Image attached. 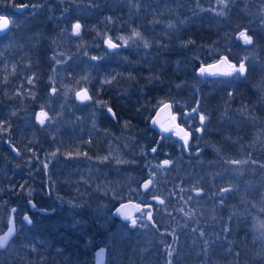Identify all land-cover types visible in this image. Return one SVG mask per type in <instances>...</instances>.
Masks as SVG:
<instances>
[{
    "label": "trees",
    "instance_id": "1",
    "mask_svg": "<svg viewBox=\"0 0 264 264\" xmlns=\"http://www.w3.org/2000/svg\"><path fill=\"white\" fill-rule=\"evenodd\" d=\"M20 3L28 7L13 12L11 6ZM1 13L12 21L8 34L12 47L6 54L12 58L15 53L33 51L31 62L39 64L34 67L38 77L29 84L32 89H13L8 81L3 82L4 88L0 83V104L14 106L26 101L36 105L49 82L58 89L61 79L66 84L86 86L93 101L111 105L115 121L123 123L115 127L108 119L103 126L86 121L91 145L76 152L97 169L110 168L112 165L99 160L113 154V143L122 140L120 135L129 137L128 146L124 145L127 158L121 166H127L131 184L124 198L150 206L151 222L145 219L147 209L138 221L146 223L144 229L138 225L123 231L125 226L121 228L110 216L109 225L103 226L100 218L91 220L93 205L63 202L38 174L20 169L16 175L10 155L6 152L5 158L0 152V190L17 189L20 196L46 209L36 231L44 227L51 230L50 253L67 254L69 259L53 263L90 264L88 253L97 244H107V252L115 251V257L135 259L141 252V256L148 255L151 264H264V0H234L226 9L219 0H0ZM76 20L82 25L79 37L70 34V24ZM169 24L174 27L169 28ZM239 29L247 30L253 44L245 45L234 37ZM134 30L143 40L115 52L103 50L104 37L120 43L118 37H131ZM35 35L37 42L31 47L29 39ZM145 40L148 48L143 47ZM189 41L187 47L181 46ZM47 43L53 46L48 48ZM58 56L63 59L60 63L53 59ZM93 56L103 59L94 61ZM221 56L237 65L249 57L246 75L200 78L195 74L198 65ZM15 63L17 70L23 67L19 60ZM53 63L59 67L56 77L48 72ZM7 64L4 69L10 68ZM106 79L110 83H105ZM166 100L172 102L177 122L189 134L186 147L172 135L160 136L148 125L156 106ZM197 101L200 111L194 117L184 116L197 107ZM11 113L5 123L1 121L2 143V139L15 144L16 138L27 139L31 129L32 136L37 133L38 125ZM200 114L208 117L203 129ZM66 117L77 120L89 116L82 112ZM162 160L171 163L162 167ZM80 177L84 175L80 173ZM149 179L152 184L145 190L142 187ZM228 187L233 190L220 193ZM116 203L112 200L107 205L108 212ZM10 205L19 207L22 203ZM115 223L120 231L115 233L116 240L107 243L110 232L116 230ZM153 233L158 239H152ZM35 237L28 238V247ZM191 238H195L194 243ZM85 239L95 241L87 246L90 251L81 244ZM44 243L43 238L34 249L45 252ZM152 243L156 257H151L154 253L147 248ZM114 262L110 264L126 261Z\"/></svg>",
    "mask_w": 264,
    "mask_h": 264
},
{
    "label": "rangeland",
    "instance_id": "2",
    "mask_svg": "<svg viewBox=\"0 0 264 264\" xmlns=\"http://www.w3.org/2000/svg\"><path fill=\"white\" fill-rule=\"evenodd\" d=\"M110 2H111V0H110ZM71 27H72V24L70 25V33H71ZM29 42H30L29 45L32 47L37 42L36 35L35 36H30ZM52 46H53L52 44L47 43V47L48 48H51ZM28 50L31 51L32 49L28 46ZM24 58H25V61H26L25 65H26V67L28 69L29 79H32L33 81H35V79L38 77L37 73H36V69L33 68L30 65V62L34 58L33 51H32V53L31 52H27L26 54H24ZM11 62L13 63V65L15 67V59L13 57L11 58ZM27 63H28L29 66L27 65ZM35 64L36 65L39 64V61H36ZM5 81H6L5 78L1 79L2 83L5 82ZM17 84L13 85V89L15 87L19 86ZM50 86H51V84H50ZM61 86H62L63 89L62 88L60 89V86L58 87V89H60L61 91H66L70 95H72L74 93V91L77 89L76 85H73V86H75V87H73L71 85H67L66 82L64 84H61ZM48 90H49V88H47L46 94L45 95H41L40 99H39V101L44 102L41 105V108H40V110L42 112H44V113H47L46 112L47 105L45 104L46 101H49V100H54V101H57V102L59 100L61 101V99H59V94L58 93L55 94V95H52L51 93H49ZM30 93H32V91H30ZM90 108L92 110L95 107L91 106ZM47 116L49 117L48 114H47ZM174 116H176V115L174 114ZM49 118H51V119L46 120L45 124L43 125L44 129H46V126L53 119L52 117H49ZM73 124L74 123H72L68 128H71L73 130V128L75 126ZM163 126H164V128L168 129V131L171 134H174V126H172V124H171V122L169 120L165 121L163 123ZM185 132H186V130H185ZM118 135H120V134H118ZM120 136H121L122 140H120V141L117 140L116 141L117 143L116 142L113 143L114 146L112 147V153L114 154V157H112V159H110V160H111V162H114V163L117 162L119 164H122L125 161V158H127V156L125 154L124 145L128 146L127 144H128L130 139L127 136H123V135H120ZM59 139H60V141H63L65 144L69 143L72 149H74L75 151H78V147L75 144V141H74V139L71 136H67L66 137L65 135L61 134L59 136ZM113 140H115V138H113ZM47 147H48V145H47ZM113 154L112 155L110 154L108 156H104L101 160H99V161L105 160L106 164L109 163V165H112V167H110V168H107V166H105L103 168H100V169H97L95 166L74 167V168L69 167V166H65V167H62L65 170V173H66V176H67L65 182L61 183L60 181H58L57 178H54L53 181H52V189L54 191V194L56 196H58L60 199L66 200L67 202L68 201L77 202V200L80 198L81 194L84 191H86L87 187H92V189L98 194H100V192H101L100 201L103 204H101L100 208L96 209V213H98V215H99L98 218H100V220L102 222H104L103 226L109 225L107 223H109V221H110V218L108 219L109 212H108V209H107V205L112 200L117 202V201H119V198L124 197L125 195H122V193H124L123 190H129V186L131 184V179H130V176H129V172L126 169H124L122 167L120 171H114V169H113L114 163H111L110 160H109V158L111 156H113ZM30 158H31V162H29V163L32 164V162H37V161L39 162L40 161L39 163L43 164V168L45 169V164H48L50 161L52 162V158H55V156L53 154L46 153L44 150H41L40 154L32 153ZM162 161H164V160H162ZM162 167H164V166H162ZM58 169H61V168H58ZM56 171H57V169H56ZM97 171H99V172H97ZM80 173H82L84 175V177H81L79 182H75V183L69 182L68 179H73L77 175H80ZM120 180H125V181L124 182H120ZM111 187H116L117 189H119V191L114 194ZM119 194L122 195V196H120ZM102 196H103V198H102ZM88 199H89V202L91 204H96L98 199H99V197L97 195L93 194V195H90L88 197ZM129 200H131V199H129ZM145 209H146V205L142 204L141 208L139 209V211L137 212V214L135 216V220H137V225L135 227H138V225H141V226L144 225L145 226L146 223L145 224H143V222L138 223V221L143 219V217H144L143 215L145 213ZM110 214H111V211H110ZM90 217H91V220L94 219L93 213H90ZM145 219H147V218H145ZM147 220L149 221V223L151 222L149 220V218ZM118 225H119V223H118ZM144 226H143V229H144ZM114 227H116V230L114 228L110 232V236H112V237H115V233L120 231V229H119L120 227H118L116 223H115ZM45 228L46 227H44L42 229V231L38 230L36 232V234H35L37 237L31 239L32 243L29 246V248H30L29 253L35 247H38L40 245V241L44 238L45 239L44 247H45L46 251L48 252V254H42L39 250H36L35 252H31L29 254V256L31 258V262L30 263L25 258H18L16 260H14L17 264H28V263L29 264H43V262H44V264H52L53 260H57L58 262H62V261L66 262V261L69 260L67 258V256H66L67 254H62V255L58 256L57 254L50 253V251H49V249H50V240H51V237H53V235H52L51 230H45ZM121 228H123V227H121ZM122 230L127 232L128 231L127 226H125L124 229H122ZM38 237H41V238H38ZM37 238L39 239V245H38V243L36 241ZM27 239H28V235L27 234L22 236V240H27ZM143 239H145V238H142V241H143ZM194 239L195 238H191L190 242L194 243ZM94 242L95 241H93V239L92 240L91 239L90 240L89 239H85L84 242H82L81 244L84 245L83 247H85V249L87 251H90L91 249L87 248V246L89 244H91V243L94 244ZM99 245H101V244H97V246H99ZM130 245H134V241ZM143 245H140V246L143 247ZM96 247H94L92 249L91 253H88V255H87L88 260L90 261V264H93V262H94L93 250ZM77 248H78V250H80L82 247L77 246ZM147 248H148V250H150L151 252L154 253L153 255L150 254V256L151 257H156V253H155L156 245L155 244L153 245V243H152ZM111 254H113L114 257L116 256L115 251H112L110 254H109V251H108L107 252V257H110ZM0 256L6 257V256H8V254L3 253V254H0ZM3 257H2V260H9L8 258H3ZM147 257H148L147 254H142V256H141V252H138L136 254V258L135 259L133 258V256L127 257V260H126L125 264H132V262H134V264H151V263H149L147 261ZM42 259H43V261H42ZM106 264H110V260L109 259L107 260Z\"/></svg>",
    "mask_w": 264,
    "mask_h": 264
},
{
    "label": "snow or ice",
    "instance_id": "3",
    "mask_svg": "<svg viewBox=\"0 0 264 264\" xmlns=\"http://www.w3.org/2000/svg\"><path fill=\"white\" fill-rule=\"evenodd\" d=\"M135 2V0H129V3H133ZM229 2H234V0H219V3L226 9L227 8V4ZM21 7H27L26 5H22ZM219 15H223L224 13L223 12H220L218 13ZM4 19V22L3 24H0V30H4V29H7L8 27V21L6 18H3ZM111 19V18H109ZM169 28H173L174 25L172 24H169L168 25ZM81 28H82V25L79 23V22H76L72 25V35L74 36H77L79 37L80 36V33H81ZM239 38L243 40L244 44L245 45H251L253 44V40H252V37L249 36L247 34V30L245 31H241L239 33ZM118 40H120L121 42L120 43H114L112 38H108L105 40V44L107 45V48L109 50H113L114 52L122 47H125V46H131V44H134L136 43V40L137 39H140V40H143V37L141 36V34L138 32V31H133L132 33V36L131 37H128V38H124V37H118L117 38ZM191 41L189 42H185L183 43L181 46L182 47H187V44L190 43ZM150 45H149V42L148 41H144L143 42V47L145 48H148ZM53 59H56L55 57H53ZM92 60H100V59H103V57H96V56H93L91 57ZM249 57H245L244 59L240 60L239 61V64L237 66V64H232L228 61V58L227 56L223 57L218 63H227L228 64V68H229V71L227 72H223V73H217V72H212V73H209L208 72V69L201 66L199 69H198V75L200 78H206V75H212V76H216V75H223V76H228V77H244L248 71V67L245 63L246 60H248ZM61 61L60 60H56V63H60ZM209 68L211 67H214V65H209L208 66ZM85 79H87V77H85ZM105 83H110L109 80H105L104 81ZM29 83H33V80L32 79H29ZM177 87H179V85H177ZM57 93V89L56 88H53L52 89V95H55ZM229 97H231L233 95V93H229L228 94ZM76 96H77V99L80 101V102H85V101H90L92 99V97H90L88 94H87V90H83V92H77L76 93ZM173 103H176L175 101ZM199 101H197V107L193 108L191 110V113H184L183 115L188 117V116H195L196 113H198L200 111L199 109ZM101 107H104V105L102 104ZM173 107L172 104H169V103H162L161 105V109H171ZM242 111H246L245 110H242ZM107 112L109 114H111L113 117H115V113L113 112L112 108L108 107L107 108ZM43 117V118H41ZM51 118H49L47 116V113H39L37 114V120L39 121V123L41 125H44L45 124V121L46 120H49ZM173 119L175 120L176 117L174 116ZM208 119V117L205 115V114H200L199 116V122H200V126H201V129H203L205 127V122L206 120ZM153 124H156L157 121L156 120H153L152 121ZM162 131L164 132H167L168 129L164 128L162 129ZM188 133H185V137H184V140H185V146H187L188 144V140H187V137H188ZM157 149L156 148H153L152 149V152H156ZM106 159V158H105ZM169 163H171L169 160H165L163 161V164L164 165H168ZM233 163H240L239 161H233ZM45 168H47V164H45ZM152 184V179H149L144 185H143V188L145 190H148L149 189V186ZM233 188L232 187H228V188H223L220 190V193L223 194V193H227V192H230L232 191ZM199 194V192L197 193ZM155 199V197H154ZM160 203H163V201H160ZM34 206V205H33ZM123 207V205L121 206ZM116 212L117 214H121V209L120 208H117L116 209ZM125 219H127V217H125ZM24 220L27 222V223H32L31 219L28 217V216H25L24 217ZM131 225L133 227H135L137 225V220L133 219L131 221ZM12 229L9 230V233L8 235H6L5 237L3 238H0V248H3L7 241H8V236H10L12 234ZM224 231H229V229L225 228ZM203 235V233L201 234ZM169 255H171V252L169 251ZM169 264H171V261H169Z\"/></svg>",
    "mask_w": 264,
    "mask_h": 264
},
{
    "label": "bare ground",
    "instance_id": "4",
    "mask_svg": "<svg viewBox=\"0 0 264 264\" xmlns=\"http://www.w3.org/2000/svg\"><path fill=\"white\" fill-rule=\"evenodd\" d=\"M37 30H39V31L41 32L40 29H37ZM38 34H39V33H38ZM45 41L48 42V39L45 38ZM65 41H66L67 43L70 42V40H68V39H66V38H65ZM203 64H207V63H203ZM200 65H202V64H200ZM200 65H198V66L196 67V69H197ZM196 69H195V74L197 75V73H196ZM48 72L50 73L51 76L56 77V76H55V64H54V63L51 64V65H49ZM197 76H198V75H197ZM64 82H65V80L61 79V80H60V85H61V84H64ZM61 88H62V87H60V89H61ZM38 89H39V90L44 89V86H43V87H40V88L38 87ZM52 89H53V88H52ZM60 89H57V93L59 94V99H61V101L59 100V101L57 102L58 105L61 106L62 104H65V106H67L69 112H70V111L79 110L80 107H81V105H75V106H71V107L69 106V103L71 102L73 96L70 95L69 93H67L66 91H61ZM62 89H63V88H62ZM57 93H56V94H57ZM38 103H39L38 105L41 107V105H42L44 102L39 101ZM2 105L4 106V104H2ZM30 105L34 107L33 110H37V108H36L35 105H32V104H30ZM5 106H6V105H5ZM11 112H13L14 114H16L17 117H19V115H20L22 112H29V107L24 106V107H22V108H20V109L13 110V111H11ZM85 119H88V118H85ZM102 119L105 120V119H106V116H105V115H104V116L102 115ZM88 120H89V119H88ZM122 123H123V121H120V119H117V121L114 122V125H115V127H118V126H120V124H122ZM37 124H38V126H39L38 131H43V132H45V135L42 136V141H41V143L38 144L37 146H40V147L44 148L45 150H47L48 153L53 154V155H55V156H58V157H60V158H62V159H64V157H65V160H66V156H65V155H64V154L58 149V145H61V142L58 141V140H56V132H55V130L52 129V128H50V127H48V125L46 126V129H44V128H43V127H44L43 125H41L40 123H37ZM111 125H112V124H111ZM111 125H110V126H111ZM47 145H48V147H47ZM29 149H38V148H35L34 146H30V144H28V145H24V146L20 147L19 149L15 150V152H16L17 154H21V153H23V152H26V151L29 150ZM32 165L35 166V167H40L39 164H38L37 162H32ZM60 168H61V169H57V172H55L54 175L56 176V178L58 179V181H60L61 183H64V180L67 178V176H66L65 170H64L61 166H60ZM27 172H30V171L28 170ZM13 179H15V178H13ZM98 203L101 204L100 201H98ZM92 213H93V216H94L95 218H98V213H96V207H95V205H93ZM84 225H85V227H88V224H84ZM152 239H153V240H154V239H155V240L158 239V235L155 234V233H153V234H152ZM114 240H116L115 237H109L108 240H107V243H112L111 241H114ZM105 245H107V244H105ZM99 246H100V245H99ZM100 247H101V246H100ZM107 259H109L111 262H114V261L122 262V261H126V260H127V257H124V256H118V257H106L105 260H107ZM53 264H60V263H53Z\"/></svg>",
    "mask_w": 264,
    "mask_h": 264
},
{
    "label": "water",
    "instance_id": "5",
    "mask_svg": "<svg viewBox=\"0 0 264 264\" xmlns=\"http://www.w3.org/2000/svg\"><path fill=\"white\" fill-rule=\"evenodd\" d=\"M23 5H26V4H23ZM21 6H22V5H16V6L13 7V9H14L15 11H20V10H23L24 8H26V7H21ZM26 6H27V5H26ZM3 18H6V19H7V17H5V16H1V17H0V24H3V22H4V19H3ZM7 21H8V27H7V29L0 30V34L6 33V31L9 29L10 23H9V20H8V19H7ZM240 32H241V31H240ZM240 32L236 33V35H235V37H236L237 39H240V38H239V33H240ZM106 39H108V38H105V39L103 40V46H104L105 49L109 50V49L107 48V45L105 44V40H106ZM240 40H242V39H240ZM113 42H114V41H113ZM114 43H115V42H114ZM109 51H111V50H109ZM222 58H223V57H221V58H219V59H217V60L211 62L210 64H202V65H200V66L196 69V73H197V75H198V69H199L201 66L207 68L209 73H212V72L223 73V72H227V71H229V68H228V64H227V63H218ZM209 65H214V67L209 68V67H208ZM198 76H199V75H198ZM206 76H209V75H206ZM222 76H223V75H222ZM85 89L87 90V94L91 97V95H90V93H89V90H88L87 88H85V87H82V88L77 89V90L74 92V98H75L77 101H79V100L77 99L76 93H77V92H81V93H82L83 90H85ZM51 91H52V89H51ZM90 101H91V100H90ZM90 101H85V102H83V103L90 102ZM79 102H80V101H79ZM164 103H169V104H171L170 102H164ZM161 105H162V104H161ZM161 105H160L159 107H157V109L154 111L153 115H152L151 118L149 119V125H150V127L153 128V129H155V130L158 131V132H163V131H162V124H163V122H164L167 118H169V117L171 116V113H172V108H171V109H161ZM39 113H40V112H38L37 114H39ZM37 114H36V120H35V122H36V123H39V121L37 120ZM41 118H43V117H41ZM153 120H156L157 123H156V124H153V123H152ZM175 132H176V135L183 134V129H182L181 127H179V126H176V128H175ZM122 205H123V207H121ZM117 208H120V209H121V214H117V212H116V209H117ZM136 208H137V204H136L134 201H131V200H129V201H125V202H122V203L118 204V205L113 209L112 214L115 215V216H117V217H119V218H120L121 220H123V221H126V220H128V219H131V220H132V216H133L134 213L136 212ZM125 217H127V219H125ZM131 226H132V225H131ZM10 229H12L13 231H12V234H11L10 236H8V241H9V239H10V238L13 236V234H14V225H13L12 222H9L8 229H7L4 233L0 234V238H3V237H5L6 235H8ZM8 241H7V242H8ZM6 244H7V243H6ZM4 247H5V246H4ZM94 259H95V260H94V264H102V263H103V261H104V259H105V247H104V246H101V247L97 248V249L94 251Z\"/></svg>",
    "mask_w": 264,
    "mask_h": 264
},
{
    "label": "flooded vegetation",
    "instance_id": "6",
    "mask_svg": "<svg viewBox=\"0 0 264 264\" xmlns=\"http://www.w3.org/2000/svg\"><path fill=\"white\" fill-rule=\"evenodd\" d=\"M52 104L53 105H57V106H59L58 105V103L57 102H52ZM70 104V107L71 106H75V105H81V107H80V109L79 110H75V111H70L69 112V110H68V108H67V106H65V104H62L61 105V109H63L62 111H61V113H60V115H61V117H60V122H63V120L65 119L64 118V116L65 115H70V114H82V112H89L90 110H91V108L90 107H86V106H84V105H82V104H80V103H77V102H70L69 103ZM25 105H27V106H29V108H31L32 110L31 111H29V112H22L21 114H20V117H21V119H24V120H26L27 122H28V120L29 121H32V122H34L35 121V119H34V116H35V114H36V111H34L33 112V106H31L30 104H29V102H21V103H18V104H15L14 106L16 107V108H22V107H24ZM12 104H10L9 106H3L2 104H0V108H4L5 109V111H3V109H0V120H6L7 119V117L9 116V114H11V110L13 109V108H15ZM95 107V106H94ZM7 109H9L8 111H7ZM106 110H107V108H106ZM111 117H113V116H111ZM78 120H87V119H85V118H82V117H79L78 118ZM103 121V119L100 117L99 118V120H98V122H102ZM66 137L67 136H71L72 137V134H64ZM68 144V143H67ZM67 144H65V143H63V145L64 146H66ZM6 145H7V147L9 148V146H8V143H6ZM11 152H12V154L14 153L12 150H11ZM15 154V153H14ZM12 158H13V164H12V170L14 171V172H18V169H19V166H20V164H19V157H18V155H13L12 156ZM64 160H65V157H64ZM40 162V161H39ZM47 168H48V166H47ZM47 168H45V169H47ZM22 220H23V216H22ZM14 223H15V226H16V230H19V227H20V224L19 223H17V221L15 220L14 221ZM5 228V227H4ZM3 229V228H2ZM1 231V230H0ZM3 231V230H2ZM1 231V232H2ZM0 254H2V251H0ZM0 264H2V256H0Z\"/></svg>",
    "mask_w": 264,
    "mask_h": 264
}]
</instances>
